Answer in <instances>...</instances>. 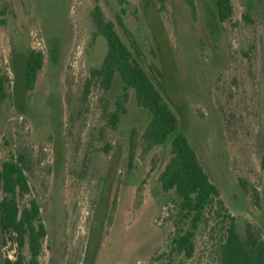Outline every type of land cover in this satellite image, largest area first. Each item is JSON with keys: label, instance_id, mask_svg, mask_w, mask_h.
I'll use <instances>...</instances> for the list:
<instances>
[{"label": "rangeland", "instance_id": "rangeland-1", "mask_svg": "<svg viewBox=\"0 0 264 264\" xmlns=\"http://www.w3.org/2000/svg\"><path fill=\"white\" fill-rule=\"evenodd\" d=\"M219 23L215 0H0V169L22 158L47 237L38 264H218L219 219L206 215L194 256L171 253L179 199L157 182L169 145L186 138L243 235L257 226L264 242V0H230ZM98 7L114 23L164 101L178 130L147 156L139 147L149 122L127 91L117 129L107 114L123 94L86 81L107 44L93 38ZM43 54L32 92L24 91L28 51ZM167 146V147H166ZM244 182V194L239 181ZM253 192L259 198L254 204ZM3 195L0 192V200ZM0 237V264L14 260ZM24 264L29 253L23 251Z\"/></svg>", "mask_w": 264, "mask_h": 264}, {"label": "trees", "instance_id": "trees-1", "mask_svg": "<svg viewBox=\"0 0 264 264\" xmlns=\"http://www.w3.org/2000/svg\"><path fill=\"white\" fill-rule=\"evenodd\" d=\"M161 6L164 0H155ZM216 16L219 23H225L232 15L230 0H215ZM93 38L102 37L107 50L102 64L92 68L86 81V93L90 86L95 85L108 93L115 76L120 78L123 94L113 103V111L107 114V125L117 129L119 119L125 113L123 104L127 101V91H133L135 104L146 110L150 119L140 136L139 147L142 156H147L154 149L163 146L169 136L179 128V121L162 98L158 89L137 62L131 50L123 43L115 30L114 23L106 21L102 12L95 7L90 13ZM43 54L34 50L28 51L25 59L24 91L32 92L37 75L42 69ZM7 78L0 75V101L7 97L5 84ZM167 147V146H166ZM170 157L157 182L162 193L173 192L179 199L178 221L189 229L177 228L171 241V253L182 255L186 259L194 256L192 240L199 224L206 223V215L213 214L219 219L221 238L218 244V264H264V242L261 230L245 223L241 235L236 227L235 218L231 216L216 187L209 181L207 174L200 166L197 156L185 137L177 136L168 146ZM239 184L244 194V182ZM0 237L2 244L7 243L13 250L14 260L8 257L3 264H24L23 251L29 253V264H38L42 245L47 231L41 222L40 208L35 200L27 206L19 207L18 200L30 194L26 167L22 158L4 162L0 169ZM253 200L259 206V198L253 192Z\"/></svg>", "mask_w": 264, "mask_h": 264}]
</instances>
